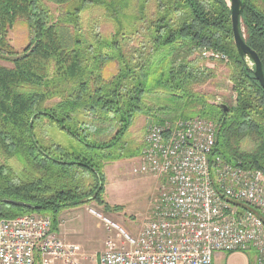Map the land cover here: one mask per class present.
<instances>
[{
    "label": "trees",
    "instance_id": "trees-1",
    "mask_svg": "<svg viewBox=\"0 0 264 264\" xmlns=\"http://www.w3.org/2000/svg\"><path fill=\"white\" fill-rule=\"evenodd\" d=\"M240 1L264 75V0ZM203 51L227 59L233 106L198 91L214 78ZM140 117L212 121V157L264 171V90L234 45L228 0H0V220L47 216L57 231L62 212L103 204L105 168L140 155L127 141Z\"/></svg>",
    "mask_w": 264,
    "mask_h": 264
},
{
    "label": "built area",
    "instance_id": "built-area-1",
    "mask_svg": "<svg viewBox=\"0 0 264 264\" xmlns=\"http://www.w3.org/2000/svg\"><path fill=\"white\" fill-rule=\"evenodd\" d=\"M202 58L227 63L203 51ZM214 122L195 117L151 124L132 173L161 180L151 218L133 237L87 209L108 232L95 264H212L216 253L254 254L264 264V171L212 157ZM79 247L49 217L0 220V264H84Z\"/></svg>",
    "mask_w": 264,
    "mask_h": 264
},
{
    "label": "rangeland",
    "instance_id": "rangeland-1",
    "mask_svg": "<svg viewBox=\"0 0 264 264\" xmlns=\"http://www.w3.org/2000/svg\"><path fill=\"white\" fill-rule=\"evenodd\" d=\"M54 10V6H51ZM27 27L25 22L18 21L9 33L10 44L20 54L27 42ZM248 66H252L246 59ZM8 65V64H4ZM227 63L212 62L207 64L214 70V78L198 91L210 97L214 104L233 106L235 96L232 91V83L229 79ZM180 120V119H179ZM171 121V120H170ZM173 122V121H171ZM151 125L145 117L136 120L135 125L128 134L127 141L133 147L142 144L147 131ZM138 157L110 163L104 171V195L103 204L94 202L77 207L72 212L73 224H60L57 232L62 238L71 244L78 246L83 256L84 264H95L97 257L105 250V244L109 238L115 239L117 231L108 232L103 224L99 222L86 210L94 209L118 223L117 225L129 235L136 237L141 228L151 218V208L160 193L161 180L147 175L132 173L137 166ZM13 160L9 161L12 165ZM15 167V166H14ZM86 209V210H85ZM71 218V219H72ZM223 259L217 264H245L243 258L231 257L223 253ZM248 264H254V254L247 252L243 254Z\"/></svg>",
    "mask_w": 264,
    "mask_h": 264
},
{
    "label": "water",
    "instance_id": "water-1",
    "mask_svg": "<svg viewBox=\"0 0 264 264\" xmlns=\"http://www.w3.org/2000/svg\"><path fill=\"white\" fill-rule=\"evenodd\" d=\"M228 5L231 11V30L233 35V42L235 47L237 48L240 56L242 58L249 59L254 68V77L260 84L261 88L264 90V75L262 71L261 61L251 48H249L245 42L243 41L240 32H239V16L241 11V1L240 0H228ZM223 108L226 109V106L223 105ZM9 204L16 207H23L22 203L18 202H8Z\"/></svg>",
    "mask_w": 264,
    "mask_h": 264
},
{
    "label": "crops",
    "instance_id": "crops-1",
    "mask_svg": "<svg viewBox=\"0 0 264 264\" xmlns=\"http://www.w3.org/2000/svg\"><path fill=\"white\" fill-rule=\"evenodd\" d=\"M74 209H76V208H74ZM74 209L66 210V211L62 212L59 215L58 221L56 223V224H58V228H59L60 224H73V222L75 221L74 218H72V212H73ZM223 256H224L223 253H216L214 255L212 264H217L218 260H222L223 259ZM231 257H238V258L241 257V258H243L245 264H248V260L243 254H229L227 256V259H229Z\"/></svg>",
    "mask_w": 264,
    "mask_h": 264
},
{
    "label": "bare ground",
    "instance_id": "bare-ground-1",
    "mask_svg": "<svg viewBox=\"0 0 264 264\" xmlns=\"http://www.w3.org/2000/svg\"><path fill=\"white\" fill-rule=\"evenodd\" d=\"M208 61H210V60H208ZM211 62H215V61H211ZM216 62H219V61H216ZM228 109V108H227Z\"/></svg>",
    "mask_w": 264,
    "mask_h": 264
}]
</instances>
